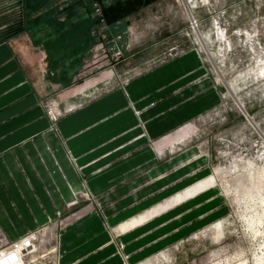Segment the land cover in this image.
<instances>
[{"label": "rangeland", "instance_id": "obj_1", "mask_svg": "<svg viewBox=\"0 0 264 264\" xmlns=\"http://www.w3.org/2000/svg\"><path fill=\"white\" fill-rule=\"evenodd\" d=\"M132 1L92 0L85 68L43 106L57 130L92 99L147 79L153 100L130 107L147 137L137 152L151 159L112 196L81 192L28 229V263L60 264L63 233L91 217L98 264H264V0H138L108 20ZM25 10V0H0V43L26 37ZM24 236L0 224V251Z\"/></svg>", "mask_w": 264, "mask_h": 264}, {"label": "crops", "instance_id": "obj_2", "mask_svg": "<svg viewBox=\"0 0 264 264\" xmlns=\"http://www.w3.org/2000/svg\"><path fill=\"white\" fill-rule=\"evenodd\" d=\"M91 4L25 0L26 37L0 43V224L12 239L55 218L81 192L112 196L151 159L137 152L147 137L130 107L153 100L144 98L152 85L147 79L92 99L61 119L57 130L45 112L46 94L85 68L96 27ZM90 218L63 233L60 264H98L103 253L87 228Z\"/></svg>", "mask_w": 264, "mask_h": 264}, {"label": "built area", "instance_id": "obj_3", "mask_svg": "<svg viewBox=\"0 0 264 264\" xmlns=\"http://www.w3.org/2000/svg\"><path fill=\"white\" fill-rule=\"evenodd\" d=\"M94 9L99 21L104 23L106 20L100 13V7L96 4ZM36 238L35 233L27 234L11 247L0 251V264H29L28 257L35 251Z\"/></svg>", "mask_w": 264, "mask_h": 264}, {"label": "trees", "instance_id": "obj_4", "mask_svg": "<svg viewBox=\"0 0 264 264\" xmlns=\"http://www.w3.org/2000/svg\"><path fill=\"white\" fill-rule=\"evenodd\" d=\"M139 3V1H132L130 2L128 5H126L125 7L120 6L119 10L116 11L115 13H107V18L109 21H113V20H117L120 17H123L124 15H126L129 11H133V9H137V4ZM21 29V28H20Z\"/></svg>", "mask_w": 264, "mask_h": 264}, {"label": "bare ground", "instance_id": "obj_5", "mask_svg": "<svg viewBox=\"0 0 264 264\" xmlns=\"http://www.w3.org/2000/svg\"><path fill=\"white\" fill-rule=\"evenodd\" d=\"M185 5H186V9H187V11L189 12V15H190L191 19H193V14L191 13V10H190V8H189V6H188V4H187L186 2H185ZM237 100H238V99H237ZM237 103H238L239 107L241 108V110H242L243 112H246L244 106L242 105V103H241L239 100L237 101ZM248 119H250L251 123L254 124V123H253V120H252V118H251V116H249ZM254 126H256V125H254ZM32 262H33V260H32Z\"/></svg>", "mask_w": 264, "mask_h": 264}, {"label": "water", "instance_id": "obj_6", "mask_svg": "<svg viewBox=\"0 0 264 264\" xmlns=\"http://www.w3.org/2000/svg\"><path fill=\"white\" fill-rule=\"evenodd\" d=\"M244 113H245L246 117L248 118L249 117V114L247 112H244Z\"/></svg>", "mask_w": 264, "mask_h": 264}]
</instances>
